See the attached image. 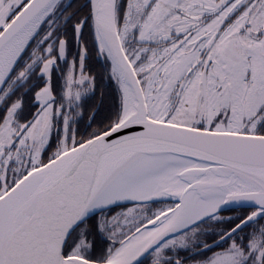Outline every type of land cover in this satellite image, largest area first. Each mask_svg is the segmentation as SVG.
Listing matches in <instances>:
<instances>
[{
  "label": "snow or ice",
  "instance_id": "1",
  "mask_svg": "<svg viewBox=\"0 0 264 264\" xmlns=\"http://www.w3.org/2000/svg\"><path fill=\"white\" fill-rule=\"evenodd\" d=\"M0 264H264V0H0Z\"/></svg>",
  "mask_w": 264,
  "mask_h": 264
}]
</instances>
